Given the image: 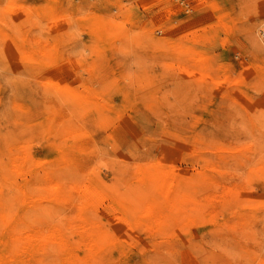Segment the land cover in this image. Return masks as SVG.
Returning a JSON list of instances; mask_svg holds the SVG:
<instances>
[{
    "label": "rangeland",
    "instance_id": "1",
    "mask_svg": "<svg viewBox=\"0 0 264 264\" xmlns=\"http://www.w3.org/2000/svg\"><path fill=\"white\" fill-rule=\"evenodd\" d=\"M0 264H264V0H0Z\"/></svg>",
    "mask_w": 264,
    "mask_h": 264
}]
</instances>
